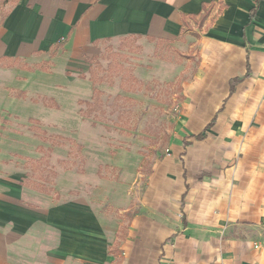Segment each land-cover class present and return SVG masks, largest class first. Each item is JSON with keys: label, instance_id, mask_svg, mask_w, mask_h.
<instances>
[{"label": "crops", "instance_id": "obj_1", "mask_svg": "<svg viewBox=\"0 0 264 264\" xmlns=\"http://www.w3.org/2000/svg\"><path fill=\"white\" fill-rule=\"evenodd\" d=\"M0 16V264H264V0H6ZM127 39L172 47L175 77L194 64L187 131L121 218L82 196L45 204L9 127Z\"/></svg>", "mask_w": 264, "mask_h": 264}, {"label": "rangeland", "instance_id": "obj_2", "mask_svg": "<svg viewBox=\"0 0 264 264\" xmlns=\"http://www.w3.org/2000/svg\"><path fill=\"white\" fill-rule=\"evenodd\" d=\"M180 57L172 47L140 39L105 43L86 68L70 73L69 89L55 92V109L34 113L40 120L9 127L24 135V155L32 154L22 164L34 169L25 173L34 178V196L46 198L45 204L86 197L104 216L121 218L120 212L142 197L146 174L170 156L175 136L187 131L181 125L182 87L195 66L175 77L186 66ZM165 65L169 74L160 77ZM90 67L105 81L94 85ZM128 76L137 82L124 86L122 77ZM95 90L101 93V109L88 116L81 102L93 104ZM34 100L42 103L41 97ZM31 135L29 153L25 137Z\"/></svg>", "mask_w": 264, "mask_h": 264}, {"label": "trees", "instance_id": "obj_3", "mask_svg": "<svg viewBox=\"0 0 264 264\" xmlns=\"http://www.w3.org/2000/svg\"><path fill=\"white\" fill-rule=\"evenodd\" d=\"M5 2H6V0H0V5L2 4H5ZM2 22H3V16L1 17L0 16V24H2ZM96 59V58H95ZM95 59H93V60H95ZM90 73H91V76H90V81H92V83L95 85V84H98V83H102V82H104L105 81V77H97V75H96V73L94 72V70H92L91 69V67H90ZM122 79L124 80V86H125V82H129V81H133L134 83H136L137 81H136V79L134 78V77H132V76H128V80L127 79H125L124 77H122ZM129 85H132V84H129ZM129 89V88H128ZM130 89H134V88H130ZM101 95V93L98 91V90H95L94 91V97H95V102H93V104L92 103H90V102H81V104H86V107H87V110H86V114L89 116L90 114H93L94 112H96L97 110H98V108H99V110L101 109L100 108V104H99V102H100V96ZM44 104L46 105V107H49V108H56L57 107V105H56V103H55V101L54 100H48V102H46V101H44ZM36 130V129H35ZM196 139H203L204 138V135L202 134V135H199V136H197V137H195Z\"/></svg>", "mask_w": 264, "mask_h": 264}]
</instances>
